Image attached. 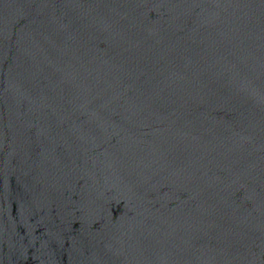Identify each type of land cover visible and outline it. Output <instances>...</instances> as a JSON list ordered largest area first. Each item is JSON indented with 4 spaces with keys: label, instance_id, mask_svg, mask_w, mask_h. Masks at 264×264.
<instances>
[{
    "label": "water",
    "instance_id": "1",
    "mask_svg": "<svg viewBox=\"0 0 264 264\" xmlns=\"http://www.w3.org/2000/svg\"><path fill=\"white\" fill-rule=\"evenodd\" d=\"M0 264H264V0H0Z\"/></svg>",
    "mask_w": 264,
    "mask_h": 264
}]
</instances>
